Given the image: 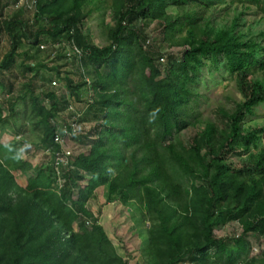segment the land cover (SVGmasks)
Segmentation results:
<instances>
[{
    "label": "trees",
    "instance_id": "1",
    "mask_svg": "<svg viewBox=\"0 0 264 264\" xmlns=\"http://www.w3.org/2000/svg\"><path fill=\"white\" fill-rule=\"evenodd\" d=\"M3 1L0 12L6 8ZM89 1L35 0L36 31L20 14L3 21L12 43L0 76L16 64L24 41L39 51L41 45L73 41L83 53L73 59L82 70V84L67 79L69 93L78 97L81 87L93 89L87 110L100 123L84 137L89 151L75 155L60 191L51 167L50 175L41 170L18 189L4 167L12 162L26 172L30 165L17 156V147L0 142V264H126L85 208L95 190L105 186L110 199L139 197L144 214L155 221L145 249L151 264H264V251L252 255L248 242L250 236L264 238V126L243 127L247 116L264 105V81L250 79L252 72L264 71V46L238 31V18L222 29L206 21L207 12L222 2L253 6L264 17V0H113L116 24L106 47L82 31L81 9ZM169 9L181 13L172 15ZM152 22L161 43L187 48L164 70L162 54L144 32ZM183 32L186 37L177 43ZM208 62L237 80L243 101L233 112L221 111L222 125L208 122L187 145L178 136L199 124L197 88ZM89 75L93 81H86ZM42 96L52 103L50 109L34 92L31 100L44 127V144L60 150L54 136L64 98L55 92ZM2 116L0 107V123ZM240 150L248 159L237 169L227 160ZM83 173L91 178L82 189ZM77 220L78 232L73 228ZM232 221L243 234L229 244L215 228Z\"/></svg>",
    "mask_w": 264,
    "mask_h": 264
},
{
    "label": "rangeland",
    "instance_id": "2",
    "mask_svg": "<svg viewBox=\"0 0 264 264\" xmlns=\"http://www.w3.org/2000/svg\"><path fill=\"white\" fill-rule=\"evenodd\" d=\"M19 1H3L6 8L0 12V63L10 51L12 43L3 23L4 20L8 21L20 14L22 20L30 23L34 31L39 27L35 22L36 9L27 8L25 3L18 5ZM34 1L29 0V3ZM81 10L84 15L81 24L84 35L92 38L95 45L99 47L108 46L110 30L116 24L114 1L91 0ZM188 10L199 11L200 9L189 7ZM179 12L181 13L176 9H169V13L172 15H177ZM237 18L238 31L244 34L246 39H254L264 46V17L257 8L222 2L216 4L206 14V21L214 29L229 28ZM39 25H43V23ZM144 32L162 54L160 63L163 70L171 58L181 59L187 50L186 47L171 42L161 43L157 22L148 23L144 27ZM185 37V32L178 34L176 42H180ZM18 51L21 55L16 64L0 76V107L3 112V121L0 123V142L11 143L17 147V156L30 165L26 172L14 168L12 162L4 167L12 176L16 187L24 190L29 177L36 175L37 172L43 170L49 175L51 174L50 160L44 153L46 147L43 140L44 127L41 124V117L32 107V92L35 96L43 99L44 105L48 109L51 108L52 103L44 100L43 94L55 92L59 98H64L60 104V115L56 120L60 125L65 124L70 118L65 102L72 103L74 109L81 114L79 118L80 138L68 142V147L73 150L76 156L89 151V145L83 144L84 137L89 135L100 121L87 110V102L94 98L93 89L81 87L77 93L78 97L69 93L67 79L76 85L82 84V70L77 62L65 59L63 50L57 57H54V50L50 46L47 50L39 51L38 48L24 41L20 44ZM25 54L29 55V60ZM32 65L36 67L35 71L29 69ZM87 79L93 81L90 75ZM250 79L264 81V71L252 72ZM50 80L58 81L59 86L52 88ZM197 89L200 95V105L196 109L199 124L178 136L187 145L191 143L192 138L198 132L205 129L208 122L222 125L224 118L221 111L233 112L237 105L243 101V94L237 80L223 67L217 70L210 66L209 62L202 69ZM263 126L264 105H259L254 109V114L247 116L243 127L245 130H252ZM262 147H264V139ZM247 159L248 154L240 150L238 154H231L227 162L237 169H242L247 165ZM112 175L114 176V172ZM84 177L79 182L82 189L90 185L91 177L87 174ZM17 193L19 194V190L14 193L16 198L18 197ZM85 208L93 218L98 220V225L104 228L118 255L124 259L126 264H151L145 249L149 244L150 228L155 224V221L144 214V205L139 197L127 202H123L118 195H114L110 199L109 188L107 186L100 187L87 201ZM80 224L81 220L73 222L76 232L79 231ZM91 225V223L87 224L88 227ZM7 231L9 232V227ZM215 234L226 239L229 244H233V240L243 234V228L238 222L232 221L216 227ZM248 242L252 247V255H259L264 251V238L250 236ZM211 255L213 254L211 253ZM182 264H190V261L186 260Z\"/></svg>",
    "mask_w": 264,
    "mask_h": 264
},
{
    "label": "built area",
    "instance_id": "3",
    "mask_svg": "<svg viewBox=\"0 0 264 264\" xmlns=\"http://www.w3.org/2000/svg\"><path fill=\"white\" fill-rule=\"evenodd\" d=\"M26 1V2H25ZM26 4L28 8H35V1L30 2L29 0H20L17 4ZM42 50L48 49L47 46L41 45ZM54 50L53 56L57 57L61 50H63V55L67 61H73L74 57L81 58L83 53L77 48L73 41L65 43H55L51 46ZM86 81H89L88 79ZM52 87H58V81L54 80L51 83ZM70 113V118L67 120L66 124L59 125L58 130L54 136V142L56 145L60 146V150H53L50 147H45L44 153L49 157L50 167L53 169L52 178L55 182L54 187L60 191L65 187L66 180L64 178V172L73 169L74 153L73 150L68 147V142L71 141L76 135L80 134V117L81 114L74 109L72 103L68 106L67 110ZM83 175H86L83 173Z\"/></svg>",
    "mask_w": 264,
    "mask_h": 264
}]
</instances>
